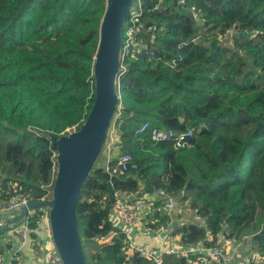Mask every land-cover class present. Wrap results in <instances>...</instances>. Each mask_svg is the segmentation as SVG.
<instances>
[{
    "label": "trees",
    "instance_id": "obj_1",
    "mask_svg": "<svg viewBox=\"0 0 264 264\" xmlns=\"http://www.w3.org/2000/svg\"><path fill=\"white\" fill-rule=\"evenodd\" d=\"M134 4L141 14L134 21L129 8L122 29L126 70L114 149L132 154L138 170L112 178L102 162L86 179L77 217L92 249L89 256L84 250L87 263L151 264L125 252L124 235L99 239L114 229L108 215L116 189L163 188L204 221L174 229L184 243L213 247L219 234L252 235L250 248L264 264V0ZM106 5L0 0V200L48 197L57 138L86 119L95 101L90 44ZM134 23L138 50L124 41ZM153 128L177 134L193 128L192 147L177 146L175 138L155 141ZM39 209L31 229L43 215ZM196 259L166 255L164 264Z\"/></svg>",
    "mask_w": 264,
    "mask_h": 264
},
{
    "label": "built area",
    "instance_id": "obj_2",
    "mask_svg": "<svg viewBox=\"0 0 264 264\" xmlns=\"http://www.w3.org/2000/svg\"><path fill=\"white\" fill-rule=\"evenodd\" d=\"M133 7L134 5L130 7L129 12L134 17V21H136L141 11L139 6H136L134 10ZM136 29V23H134L132 28L126 33L128 42L126 45L129 48L135 46L134 48L137 49L135 41ZM125 70L126 68L119 71L118 83L121 74ZM149 126L148 122L144 123L140 131H146ZM193 132V128L179 134L171 129L153 128L151 130L155 141L175 138L177 146L189 148L192 147V144L188 138L193 136ZM103 166L104 170L112 178H118L125 173L138 170V163L130 153L113 156L105 160ZM46 198H42L41 201L46 200ZM114 198V204L110 207L108 215L114 229L108 236L99 239V241L109 242L114 237L124 235L123 249L125 252L128 255L138 254L149 260L151 264H164L166 255L197 257L195 261L191 260L192 264H235L234 257L237 251L240 250L243 244L251 243V239L247 235L239 240H234L226 238L223 234L218 235L216 245L213 247H209L203 242L184 243L181 236L174 234V221L168 222L170 217L174 220L177 196L169 195L163 188L144 195L138 192L130 193L116 189ZM32 201L34 200L31 197L25 195L16 196L9 201L0 200V219L3 222L0 228L9 226L8 231L0 234V246L3 249V253L0 252V264H28L21 259L19 250H13L14 247L8 249L6 246L9 243L16 245L20 243L21 246L27 244L31 249H34L38 239L45 237L48 240L45 245L41 246L42 255L33 264H65L55 243L52 242L49 217L42 215L36 229H31L29 226V220L36 214L37 208H40L39 211L43 213V206L28 207L25 216L17 223L11 224V221L20 215L23 208L27 207ZM147 213H152V216L149 217ZM166 217L169 218L162 221ZM33 232L37 234V238L32 236ZM44 233H46L45 236ZM256 254L258 253L253 251L249 257H260L259 254L257 256ZM252 261L254 260L243 261V263L251 264Z\"/></svg>",
    "mask_w": 264,
    "mask_h": 264
},
{
    "label": "water",
    "instance_id": "obj_3",
    "mask_svg": "<svg viewBox=\"0 0 264 264\" xmlns=\"http://www.w3.org/2000/svg\"><path fill=\"white\" fill-rule=\"evenodd\" d=\"M135 0H109L100 31L93 74L96 80V97L85 123L77 131L57 139V176L54 198L49 201H32L21 214L11 221L22 219L28 207L49 206L50 225L54 243L65 264H88L79 232L77 204L82 187L96 161L108 126L120 104L116 90L122 29L129 8ZM201 40V39H200ZM119 84V83H118ZM9 226L0 228V234Z\"/></svg>",
    "mask_w": 264,
    "mask_h": 264
},
{
    "label": "rangeland",
    "instance_id": "obj_4",
    "mask_svg": "<svg viewBox=\"0 0 264 264\" xmlns=\"http://www.w3.org/2000/svg\"><path fill=\"white\" fill-rule=\"evenodd\" d=\"M108 1L109 0H107V3H108ZM107 8H108V5H106L104 13L101 15V18H100V22H99V26H98V30H99L98 36H97L95 42L90 44V51L93 52L91 55L93 56L94 65H95V62H96L97 50H98L99 43H100L101 26L103 24L104 17H105L106 12H107ZM135 8H136V5L134 4L133 10ZM124 36L126 38L127 34H125ZM124 41L126 43L127 38ZM122 44H123V36H122ZM127 44H128V42H127ZM132 47L134 48L135 46H132ZM81 50L84 51V52L88 51L87 48H83ZM122 55L123 54H122V47H121L119 71L123 70L125 68V65L121 63V61L123 59ZM93 76H94V74L92 72V74L88 77V80H90V78H92ZM116 90L120 93L118 81H117V84H116ZM121 99L122 98H121V94H120V104L117 106L115 116H113V118H112V120H111V122H110V124L108 126V129H107V132H106V137H105L104 141L101 144L100 152H99L98 156L96 157V161H95V163H94V165H93V167H92V169H91V171L89 173V176L93 173L94 169L96 168V166L98 164L104 162L105 160H108V159L112 158L113 155L117 156L120 153V152H116L114 148L117 147L115 145L116 141L118 140L117 133H116L117 132L116 131V129H117L116 128V122H117L118 116L121 115ZM86 119L82 120V122L79 123V124H76L74 126H71V127H68L66 129H64L59 134V137L57 139L59 140L61 137L66 136V135L70 134L71 132H74V131H77L78 129H80L82 127V125L85 123ZM201 144L203 146H205L206 142L203 141V142H201ZM57 154H58V151L56 152V157H55L56 164H55V168H54L53 181L48 186L49 195L46 198V200H43V201H49V200H52L54 198V187H55V181H56V176H57ZM190 154H191L192 158L194 157V155H196V153H194V152H192ZM179 197L180 196H178L177 200H176V207H175V211H174V220H173V218L170 217V220L168 222L174 221V224H173L174 228H176V227H178L180 225H184L186 223H191V222L202 224L204 222L203 219L200 218L195 211L191 210L189 208V206H184L183 204H181L179 202ZM42 208H44L43 215L45 217L48 216L49 217V222H50L51 208L49 206H43ZM148 216L151 217L152 213H149ZM46 222H47V220H46ZM49 226H50V230H51V225H49ZM51 234H52V230H51ZM247 236H249L250 239H251L250 241H252V237L253 236L252 235H247ZM51 239H52V242H54L53 236H52ZM82 242H83L84 250L87 253V255L89 256L91 254V252H92L91 251L92 250L91 249V245L89 243H87L86 240H82ZM244 255H245V252L242 253V256H244ZM251 260H254V261L251 262V264H261V261L259 263H258V261L255 262V260H258V258L254 257V256H252L251 258L249 257L248 261H251Z\"/></svg>",
    "mask_w": 264,
    "mask_h": 264
},
{
    "label": "crops",
    "instance_id": "obj_5",
    "mask_svg": "<svg viewBox=\"0 0 264 264\" xmlns=\"http://www.w3.org/2000/svg\"><path fill=\"white\" fill-rule=\"evenodd\" d=\"M138 193L144 195V194H146L148 192L143 191V188H142ZM2 225H3V222H2V219H0V227ZM45 234L46 233H44V236H45ZM178 236L180 237L181 235H178ZM47 240H48V238H46V237L38 239V243H39L40 246H38L37 245L38 243H37L35 245L34 249H31L27 244L21 246L20 243H17V245L9 243L6 247L8 249H10V247H14L13 250H19V255H20L21 259H23L25 263L33 264L34 262L37 261L38 257H40L42 255L41 246L43 244L45 245ZM250 244L251 243L243 244V246L240 248V250L237 251V253L235 254V257H234L235 264H244L243 261H247L249 259V256L253 253V251L250 248L251 247ZM0 252L3 253L2 246H0ZM243 252H245L244 256H242ZM257 255L258 254H256V256ZM257 258H258V260H255V262L258 261V263H259L261 261V264H263L262 257L261 256L260 257L257 256Z\"/></svg>",
    "mask_w": 264,
    "mask_h": 264
}]
</instances>
